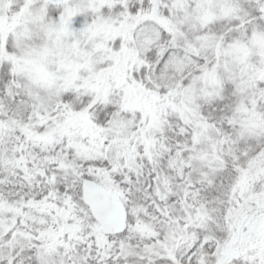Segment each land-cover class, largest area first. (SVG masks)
Wrapping results in <instances>:
<instances>
[{"label":"snow or ice","instance_id":"1","mask_svg":"<svg viewBox=\"0 0 264 264\" xmlns=\"http://www.w3.org/2000/svg\"><path fill=\"white\" fill-rule=\"evenodd\" d=\"M0 264H264V0H0Z\"/></svg>","mask_w":264,"mask_h":264}]
</instances>
